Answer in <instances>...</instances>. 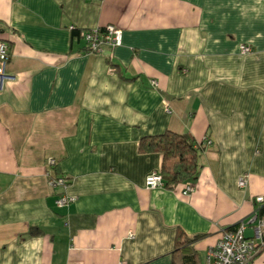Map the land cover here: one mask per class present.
Instances as JSON below:
<instances>
[{
	"label": "crops",
	"instance_id": "obj_1",
	"mask_svg": "<svg viewBox=\"0 0 264 264\" xmlns=\"http://www.w3.org/2000/svg\"><path fill=\"white\" fill-rule=\"evenodd\" d=\"M107 23L121 42L98 53L70 29ZM0 38L13 75L0 86V264H206L221 229L244 221L253 237L264 0H0ZM166 130L193 137L197 172L147 188L162 154L139 141ZM54 176L73 197L61 206Z\"/></svg>",
	"mask_w": 264,
	"mask_h": 264
},
{
	"label": "built area",
	"instance_id": "obj_2",
	"mask_svg": "<svg viewBox=\"0 0 264 264\" xmlns=\"http://www.w3.org/2000/svg\"><path fill=\"white\" fill-rule=\"evenodd\" d=\"M70 29H75V27L70 26ZM77 29L78 36L84 42L86 52L98 53L104 47L113 48L121 42V28L112 23ZM250 50L251 47L247 44L239 45L240 53H246ZM8 54L9 46L0 38V86L4 80L13 79V75L5 71ZM151 84L155 85L156 81L151 80ZM204 142L210 144L209 139L204 138ZM47 163L53 164L55 160L48 158ZM143 182L147 188L164 186L161 174L158 171H151L145 174ZM48 183L60 189V192L54 199L57 206H61L72 200L73 197L65 192L68 186L67 179L62 176H55L50 178ZM245 184L246 175H240L237 179V185L243 187ZM182 185V193H189L194 188V185L190 181H185ZM251 201L256 204H262L264 203V198L261 195H256ZM254 220L255 224L252 226L253 237L245 236L244 229L246 222L244 221H240L233 227L221 229L217 240L206 249V264H256L254 262L256 252L264 248V212H260L258 208L255 209L248 222Z\"/></svg>",
	"mask_w": 264,
	"mask_h": 264
},
{
	"label": "trees",
	"instance_id": "obj_3",
	"mask_svg": "<svg viewBox=\"0 0 264 264\" xmlns=\"http://www.w3.org/2000/svg\"><path fill=\"white\" fill-rule=\"evenodd\" d=\"M73 32L78 35L77 28L73 29ZM139 148L144 151L161 152L162 161L158 172L161 174L164 187H173L194 177L197 172L198 147L187 132L166 130L159 134L144 136L139 141ZM260 212H264V205Z\"/></svg>",
	"mask_w": 264,
	"mask_h": 264
},
{
	"label": "rangeland",
	"instance_id": "obj_4",
	"mask_svg": "<svg viewBox=\"0 0 264 264\" xmlns=\"http://www.w3.org/2000/svg\"><path fill=\"white\" fill-rule=\"evenodd\" d=\"M101 26V25H100Z\"/></svg>",
	"mask_w": 264,
	"mask_h": 264
}]
</instances>
